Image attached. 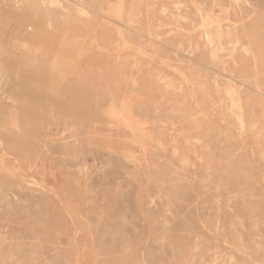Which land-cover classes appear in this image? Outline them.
<instances>
[{"label":"rangeland","instance_id":"obj_1","mask_svg":"<svg viewBox=\"0 0 264 264\" xmlns=\"http://www.w3.org/2000/svg\"><path fill=\"white\" fill-rule=\"evenodd\" d=\"M3 2L0 264H264V0Z\"/></svg>","mask_w":264,"mask_h":264},{"label":"bare ground","instance_id":"obj_2","mask_svg":"<svg viewBox=\"0 0 264 264\" xmlns=\"http://www.w3.org/2000/svg\"><path fill=\"white\" fill-rule=\"evenodd\" d=\"M4 7H5V4H4V2H3V0H1L0 1V12H2L3 10H4ZM6 7H8V6H6ZM9 10H10V8H9ZM17 10V9H16ZM19 10V9H18ZM24 12V11H23ZM4 13V12H3ZM13 13V12H12ZM11 13V14H12ZM1 14V13H0ZM32 15V18H34V14L32 13L31 14ZM12 16V15H11ZM23 16V15H22ZM38 21V20H37ZM6 33V32H5ZM17 55V54H16ZM17 57H18V55H17ZM19 60V59H18ZM9 61H11L10 59H9ZM17 62V61H16ZM37 62V61H36ZM18 63V62H17ZM20 63V62H19ZM32 63V62H31ZM35 63V62H34ZM11 66V65H10ZM6 67V66H5ZM17 68V67H16ZM17 70H19V68L17 69ZM21 70V69H20ZM8 71V70H7ZM10 71V70H9ZM16 72V71H15ZM7 73H5V75H6ZM14 75V74H13ZM10 76V75H9ZM1 77V76H0ZM3 77V76H2ZM12 77H14V76H12ZM19 80V79H18ZM15 83H16V80H15ZM20 83V82H19ZM15 85V84H14ZM16 86H17V84H16ZM15 86V87H16ZM12 87V86H11ZM15 87H13V88H15ZM12 88V89H13ZM6 89V88H5ZM16 89V88H15ZM15 91V90H14ZM5 93H6V91H5ZM12 93V92H11ZM4 97V96H3ZM9 97V96H8ZM6 98V97H5ZM2 99V98H1ZM16 103H17V101H16ZM6 104H8V103H6ZM8 106V105H7ZM15 127H16V130L17 131H19L20 130V128L18 127V125H17V123L15 124ZM46 145V144H45ZM7 163H8V161H7V152H6V148H5V145H4V142H2V139H1V137H0V182H1V180H2V178H3V175H4V173L6 172V170H7ZM0 189H1V186H0ZM69 207V206H68Z\"/></svg>","mask_w":264,"mask_h":264}]
</instances>
